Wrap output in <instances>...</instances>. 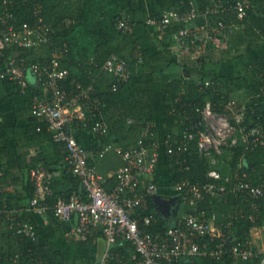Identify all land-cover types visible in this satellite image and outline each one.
Wrapping results in <instances>:
<instances>
[{
    "label": "built area",
    "instance_id": "built-area-1",
    "mask_svg": "<svg viewBox=\"0 0 264 264\" xmlns=\"http://www.w3.org/2000/svg\"><path fill=\"white\" fill-rule=\"evenodd\" d=\"M20 1L37 0H1L4 19L14 18L15 13L11 8ZM251 6L252 0H212L199 8L189 1L188 6L182 10L167 8L156 16L148 15L145 24L153 27L160 37L169 28L177 26L178 30L171 37L174 53L180 58L186 57L189 52L197 57L198 53L213 43L215 34L225 27L221 19L211 23L213 16L231 14L242 21L247 17ZM34 14L32 23L24 22L18 26H9L5 32L0 31V60L5 58L1 77L12 80L24 94L28 89V74L34 76L41 94H33L31 113L45 122L52 141L63 146L64 160L78 181L80 193H73L67 199L58 197L52 203V172L45 166H36L29 172L32 195L26 210L45 220L48 212L65 222L76 218V224L71 229L75 240L87 241L100 233L105 240L106 250L95 264H127L124 257H120L113 250L119 241H125L132 246L139 262L137 264H172L184 257L221 258L226 254L233 260L246 262L256 258L258 264H264V251L253 249L249 242H237L228 250L225 249L223 241L227 240L228 235L224 230L229 228L230 222L226 225L217 223L216 214L209 215L205 206L207 197L217 192H231L236 195L240 193L259 200L264 195V181L253 184L247 180L245 173L236 172L232 182L226 178L227 184L219 186L214 182L192 183L188 179H182L173 190L185 203L193 206L194 210L179 217L173 225L161 232L146 231L140 227L135 219L137 209L145 198L158 194V185L149 179L160 159V143L152 138V123L145 124L137 147L114 149L122 164L114 173L116 186L110 191L106 190L108 177L89 163L88 151L71 133L73 126L88 129L94 135L104 136L108 132L101 120L102 100L94 84L82 85L80 82H73L67 86L63 82L68 72L61 68L56 58L40 64L28 62L19 54L6 56L9 49H37L52 42L53 29L44 23L40 11ZM229 27L236 28V25ZM115 28L121 34L129 35L133 33L134 24L129 17L120 16L116 17ZM219 35L222 33L219 32ZM59 50L65 52L67 45L64 43ZM102 70L112 77L111 92H116L120 84L131 77L130 64L116 54H111L105 60ZM262 76V85L254 99L264 97V65ZM198 86L213 88L214 83L211 80H202L198 82ZM221 105L222 111L211 101L183 105L188 107L183 111V123L186 127L180 131L178 137L167 136L163 140L165 153L172 159H179L195 143L199 156L210 160L214 165L224 151L240 145L249 149L264 147L262 125L256 123L250 128L243 125L247 115L255 111L252 105L239 106L231 99H222ZM112 149L110 145L103 146L98 151V156L105 157ZM188 169L186 166L185 170ZM1 176L3 171L0 170ZM208 176L214 180L221 178L216 169L210 170ZM20 212V209L9 207L6 202L0 201V220L4 219L9 224L14 235L23 240L35 241V226L21 218ZM155 218L154 215L144 216L142 224L148 227ZM248 218L253 219L251 215ZM206 238L218 239L220 243L211 246L203 242ZM13 257L14 261L21 259L17 253Z\"/></svg>",
    "mask_w": 264,
    "mask_h": 264
},
{
    "label": "crops",
    "instance_id": "crops-1",
    "mask_svg": "<svg viewBox=\"0 0 264 264\" xmlns=\"http://www.w3.org/2000/svg\"><path fill=\"white\" fill-rule=\"evenodd\" d=\"M92 1L94 2V0ZM189 1L193 2L199 8H203L212 0ZM104 2L108 5V10L113 11L118 14V16L129 17L133 22V33L131 39L128 41H134L133 44H135L134 48L138 55V60L143 61L145 59V72L154 73V81L150 93L152 120L146 121L142 126H139V129L133 127L134 124H132L133 121L131 119L119 124L118 116H115L113 113H103L105 104L102 101L101 120L108 131L104 136L109 140V144L106 145H110L113 148L105 157H99L98 151L106 145H102L97 152L89 150V147L91 149L94 143V134H92L90 130L79 126H73L71 128L72 135L77 139L79 144L88 151L89 163L95 165L101 174L108 177L106 190L110 191L116 186L114 173L122 164L121 159L116 155L114 149L137 147L138 140L142 138L144 126L147 122L152 123V138L160 143L159 163L154 174L149 178L158 185V194L154 197H147L142 202L135 215V219L138 222H142L144 216L154 215L156 218L155 221L151 223V225L153 224L152 227L158 225L159 223L157 222L160 220L165 229L173 225L179 217L190 214L192 210H194V207L185 203L173 190V187L182 179H188L192 183L214 182L219 186L227 184L225 181L226 178L229 179V182H232L234 174L238 172L241 174L245 173L247 180L251 183L261 184L264 181V174L256 177V167L251 171H247L246 168L249 165H255L258 168L264 169V147L249 149L240 145L239 148L224 151L218 156V162L214 165L210 160L205 158L208 163V169L204 171L205 180L192 181L186 176H182L178 180H175L176 174L173 169L177 170L178 173L188 172L189 169L185 170V167L188 166L187 159L184 157V154L181 155L179 159H172L165 153V147L162 145V142L167 136L178 137L181 131V129L179 130L178 128L182 126L184 120L183 111L184 109H188V107H183V105L211 101L210 96L212 93H223V91L226 90L227 92H225V95L222 94L220 99L235 100L239 106L249 107L251 102L255 100V104H252V106L257 112L260 107L257 106L258 99L254 98L257 96L259 89H257V91L256 89L255 91L251 89L252 83L249 77L251 76L250 69H253V67L249 69V66L253 65L256 59L264 56V40L258 42L255 40L256 36L252 38L244 36V38H240L236 45H232L228 49L230 52H234L238 50V48L244 49L242 50L244 53L243 57L229 60L231 57L227 56L225 61L219 62L215 66H207L205 65L207 55L215 51L218 52L219 49L224 48V45L227 43L226 39L221 38L218 42L208 45L204 51L198 53L197 57H195L194 53L189 52L186 57L180 58L174 53L172 49L173 41L171 40L172 34L178 30L177 26L171 28L169 35L163 39V36L160 37L155 29L149 28V26H145L143 23L148 15L158 14L167 8L174 7L177 10L184 9L181 8L178 0H104ZM200 2L204 3L201 4ZM29 3H33L34 5L33 14L36 13V11H40V15L42 16V10L37 1H22V4L27 5ZM214 17L215 16L211 18V23L219 20V18L213 19ZM15 18L16 16L10 20L3 18L0 0V31H7V28L12 26L9 22H13ZM42 18L44 23L48 25L43 16ZM232 24H235V22L230 20V23L226 25L227 29H229V26ZM48 26L51 28L53 27V25ZM53 31L54 34L50 44L42 46L45 48L40 47L30 52V56L28 57L30 62L44 60L45 58H49V56L54 57L56 55L55 53L60 51L59 48L65 42L61 44V42L56 39V30L53 29ZM248 39L250 40L248 43L244 42V44H241V42ZM248 45H250L249 50L246 48ZM214 49L215 51H213ZM16 54L20 55V51L9 49L6 52V56ZM195 60L198 64L204 61L202 65L204 70L203 74L205 75L204 78L198 77L194 71L191 72V74L189 73L188 68L194 69L198 66L197 69H201L200 65L193 66L192 61ZM4 63L5 58H2L0 60V170L3 171V176L0 177V201L6 202L9 207H13L17 210L20 209L21 218L28 220L35 226L36 240L28 241L42 246L44 248L42 251H45V259L51 260L52 264H95L103 251L106 250L105 240L100 233L87 241L75 240L71 234V229L76 224V218H72V220L65 222L55 218L51 212H48L45 220L26 210L32 195V192L26 189L29 183V172L36 166H45L52 172L50 184L52 189L50 201L52 203L58 197L67 199L73 193H80V186L64 160L65 153L63 151V146L52 141L48 126L45 122L37 119L31 113V99L34 92L38 90L36 79L32 74H28V89L23 94L12 80L7 77H1L5 67ZM183 78L194 80V87L199 93H208L203 98L204 102H184L182 105H179L178 111H176L175 106L172 105L170 111L165 113V102L168 97L167 89L170 86L169 83L172 80L181 79L180 94H185L187 83ZM202 80L213 81L214 87L200 88L198 82ZM229 81L230 85L228 84ZM110 83L111 82L107 83L109 91ZM224 83L228 85L225 86ZM107 86L102 85L99 86V88L101 91H106ZM178 99L179 98H176V101ZM263 110L264 107L260 108V111ZM129 120L130 122H128ZM34 123L44 126V132H40L39 130L41 127L39 128L38 126L36 131L29 134L28 130L30 127L34 126ZM248 123L252 125L253 121L250 120ZM31 135H33L32 138ZM96 136L103 137L98 134ZM96 141L101 140L96 139ZM198 158L204 159V157L200 156H198ZM212 169L219 171L221 176L219 180H214L208 176V172ZM72 177L77 185L73 183ZM227 186L230 187L229 184ZM148 198L150 199L149 202L146 200ZM257 202L258 199L254 200L240 193L236 195L231 192L225 194L217 192L207 197V204L205 206L208 209L207 212L209 215L215 213L217 217L223 216V219H229V222L239 217H245L249 220V215L253 217L251 221H255L257 219L256 213L259 206ZM146 203L149 204L150 210L154 214H142L141 209L146 210ZM157 209H160L162 214ZM140 227L146 231L150 228L144 224L140 225ZM164 229H156L155 231L149 230L151 232H161ZM13 237L15 240L14 242L12 241ZM23 241L21 237L12 234V232L10 235L5 227V220H0V254L4 253L11 246L17 248V243H22ZM248 242L251 244L252 248L257 251H264V226L250 227ZM113 250L115 253H118L120 257H124L123 259L127 264H137L138 259L135 258V251L129 243L119 241L114 246ZM16 253L20 254L21 259L20 261H14V257H11L13 260L12 262L14 264H25L27 259L25 260L26 257L24 253L20 249H18ZM189 258L191 257H184L172 264H183V261ZM222 261V264H257L253 259L246 262H236L229 259H224ZM33 262L34 264H41L42 260L34 259Z\"/></svg>",
    "mask_w": 264,
    "mask_h": 264
},
{
    "label": "trees",
    "instance_id": "trees-1",
    "mask_svg": "<svg viewBox=\"0 0 264 264\" xmlns=\"http://www.w3.org/2000/svg\"><path fill=\"white\" fill-rule=\"evenodd\" d=\"M37 3L42 10V16L44 17L45 21L48 23V25H53L52 28L56 30V39L59 40L61 44L65 42L67 45V50L65 52L57 51L54 57L49 56V58H45L44 60H35V63H48L52 58H56L59 61L61 68L67 70L68 72V76L63 82L67 86L70 84L72 85L73 82H80L82 85L93 83L96 87L98 95L105 104V107H103V113H113L115 116H118L119 124L123 123V121L131 119L133 121L132 124H134L133 127H137L136 129H139V126H142L146 121L152 120L150 93L152 83L154 81V73L145 72V59L143 61L138 60V55L134 48L135 44H133L134 41H128L131 39L132 33L129 35H123L115 28L116 17L120 16H118V14L114 13L113 11L108 10V5L105 4L104 0H94V2L92 0H37ZM178 3L181 5V8H185L188 6L189 0H178ZM27 5L19 2V4H16L11 8L15 13L16 18L13 22H9L10 25L18 26L24 22L32 23L34 21V5L33 3H29ZM171 9L177 10L174 7ZM158 14H155V16ZM218 18L224 22L225 27L222 29V31H219L222 33V35H219V32L215 34L213 44L218 42L221 38L226 39V36L229 34V30L227 29L226 25L230 23V20H233L235 23H241L243 26H245L243 27L245 30L243 36H256L255 40L258 42L264 40V0H252V6L248 10L247 17L242 21L237 20L235 15L231 16V14L215 16L213 19ZM143 23L145 24V20ZM145 26L147 25L145 24ZM149 28L154 29L153 27ZM173 28H175V26ZM170 30L171 29L169 28L166 31V33L163 35V39L169 35ZM246 48L249 50L250 45H248ZM32 51L33 49L25 50L21 48L20 56L25 57L27 61L30 62L28 57ZM111 54H116L117 56L125 59L130 64L131 69L130 79L127 82L121 83L119 89L116 92L109 91L107 83L111 81L112 77L102 70L105 60ZM203 63L198 64L196 63V60L192 61L193 66L200 65L201 69H197L198 66L194 69L188 68L189 73L191 74V72L194 71L198 77L204 78L205 75L203 74L204 70L202 67ZM253 63V65L249 66V69L253 67V69H250L251 76L249 79L252 83L251 89L253 91L256 89L257 91V89H259L260 85L262 84L264 56L256 59ZM183 80L187 83L185 94H180L181 79L172 80L169 83L170 86L167 89L168 97L165 102V113L170 111L172 105H174L176 111H178L179 105H182L184 102H204L203 98L208 93H199L194 87V80L188 78H183ZM224 84L225 86L228 84L230 85V81L228 84ZM102 85L107 86L106 91L100 90L99 86ZM225 92L227 91L224 90L223 93H212L210 96L211 102L217 105L216 108L219 111H222L223 109L221 105L222 99H220V96L222 94L225 95ZM34 94L40 95L41 93L40 91L36 90ZM176 98L179 99L176 101ZM257 99V106L263 108L264 97ZM252 104H255V100H253L250 105ZM260 108L257 110V112L254 111V113H249L247 115L243 124L244 126H248L250 128L254 123H260L264 128V110L260 111ZM250 120L253 121L252 125H249L248 123ZM38 126L39 128L41 127L39 131L44 132V126L34 123V126L29 128L28 133L30 134L31 132L36 131ZM184 127H186V124L182 122V126L178 129L183 130ZM32 137L33 135H31V138ZM96 139L101 141H96ZM106 144H109V140H107L106 136L99 137L94 135V143L91 149L89 147V150L92 152H97L102 145ZM198 156V150L196 144L194 143L188 152L184 154L189 166L188 172L178 173L177 170L172 168L176 174L175 180H178L182 176L189 177L192 181L205 180L204 171L208 169V163L205 158L199 159ZM235 161L236 159L234 160V165ZM172 167L176 168L175 166ZM255 167L257 168L256 177L264 174V169H261L260 167L258 168L255 165H249L246 169L247 171H251ZM71 179L73 183L77 185L74 178L72 177ZM26 189H29V191L32 192L30 182L28 183ZM146 200L148 202L150 201L149 198ZM257 203L259 206L256 213L257 219L255 221L248 220L245 217H239L234 221H231L229 228L224 230V232H227L228 235L227 240L223 241L225 249L228 250L233 244L237 242H248L250 227L264 226V196L259 199ZM146 204L148 209H141L142 214H154L150 210L151 208L149 207V204ZM229 221V219H223V216H218L217 223H223L226 225ZM157 223L159 224L155 225L154 227H152L153 224L151 226L149 225V229H151V231H155L156 229H164V226L161 224L160 220ZM139 224L142 225V222H139ZM203 242L212 246L220 243V240H209L206 238ZM19 243H17V248L11 246V249L9 248L10 250L8 249L4 253L0 254V264H11L9 258L13 256L18 249L24 253L26 257L25 260L27 259L25 264H34V259H41V264H52L51 260L45 259V251H42L44 250L42 246L32 243L26 239H24L22 243ZM224 259L242 262L239 260H233L228 254H226L221 258L205 256L191 257L189 259H185L183 264H222V260ZM253 260L258 264V260L256 258Z\"/></svg>",
    "mask_w": 264,
    "mask_h": 264
},
{
    "label": "rangeland",
    "instance_id": "rangeland-1",
    "mask_svg": "<svg viewBox=\"0 0 264 264\" xmlns=\"http://www.w3.org/2000/svg\"><path fill=\"white\" fill-rule=\"evenodd\" d=\"M235 25H236V28H229L228 29L229 30V34H228V36H226L227 43L224 45V48L219 49L218 52H216L215 49H214L213 50V51H215L214 53H211V54L207 55L206 60H205V65H207V66L208 65L215 66L219 62L225 61L227 56L231 57V59H229V60H235L236 58L244 56V53L242 52V50H244V49H239L238 48V50H235L234 52H230L228 50L230 46L236 45L241 37H244L243 34H244L245 30H244L243 27H245V26H243L241 23H235ZM251 37L252 36H250L249 38H251ZM249 41L250 40L248 39L246 41L241 42V44H244V42L248 43ZM41 48H45V47H41ZM5 227L7 228V232L11 235L12 231H10L9 224L6 221H5ZM12 241L13 242L15 241L14 237L12 238ZM11 257H13V256H11ZM11 257L9 258V261H10L11 264H14L12 262L13 260L11 259Z\"/></svg>",
    "mask_w": 264,
    "mask_h": 264
},
{
    "label": "water",
    "instance_id": "water-1",
    "mask_svg": "<svg viewBox=\"0 0 264 264\" xmlns=\"http://www.w3.org/2000/svg\"><path fill=\"white\" fill-rule=\"evenodd\" d=\"M157 210L162 214V211H161L160 209H157ZM160 213H159V214H160Z\"/></svg>",
    "mask_w": 264,
    "mask_h": 264
}]
</instances>
